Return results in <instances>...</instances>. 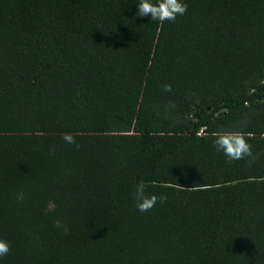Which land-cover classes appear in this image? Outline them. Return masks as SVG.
Masks as SVG:
<instances>
[{
  "label": "trees",
  "instance_id": "1",
  "mask_svg": "<svg viewBox=\"0 0 264 264\" xmlns=\"http://www.w3.org/2000/svg\"><path fill=\"white\" fill-rule=\"evenodd\" d=\"M185 3L0 0V264H264V0Z\"/></svg>",
  "mask_w": 264,
  "mask_h": 264
},
{
  "label": "clouds",
  "instance_id": "2",
  "mask_svg": "<svg viewBox=\"0 0 264 264\" xmlns=\"http://www.w3.org/2000/svg\"><path fill=\"white\" fill-rule=\"evenodd\" d=\"M136 4L135 16L140 18L150 17V20L163 24L165 21H175L178 16H184L187 12L185 0H134ZM170 86H165V91H170ZM64 141L74 143L71 135H65ZM213 147L222 154L228 162L240 161L252 155L251 145L245 138V133L239 131H225L214 134ZM135 208L140 213H145L154 208L157 203L166 200L164 195H146V187L143 181L135 185L133 192ZM10 245L0 240V258L8 255Z\"/></svg>",
  "mask_w": 264,
  "mask_h": 264
}]
</instances>
